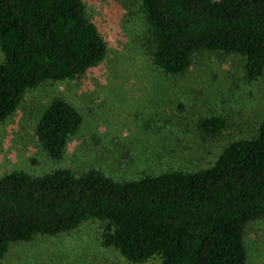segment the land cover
<instances>
[{
	"label": "trees",
	"instance_id": "1",
	"mask_svg": "<svg viewBox=\"0 0 264 264\" xmlns=\"http://www.w3.org/2000/svg\"><path fill=\"white\" fill-rule=\"evenodd\" d=\"M116 2L144 29L139 49L164 78H184L206 54L237 57L249 81L264 75V0ZM0 54L1 124L27 91L96 68L108 43L84 0H0ZM82 123L71 101L54 98L34 135L49 157L62 160ZM194 123L207 140L229 126L218 110ZM92 167L41 175L13 169L0 177V264L12 243L89 219L102 223V245L131 264L247 263L246 228L264 220V116L192 169L166 163L115 180Z\"/></svg>",
	"mask_w": 264,
	"mask_h": 264
},
{
	"label": "rangeland",
	"instance_id": "2",
	"mask_svg": "<svg viewBox=\"0 0 264 264\" xmlns=\"http://www.w3.org/2000/svg\"><path fill=\"white\" fill-rule=\"evenodd\" d=\"M84 1L108 43L107 57L81 79L26 92L17 111L0 124V177L13 169L41 175L93 166L122 180L140 171L159 172L166 163L192 169L209 162L222 144L257 127L264 116V75L249 81L237 57L206 54L184 78H164L139 49L144 29L134 26L116 0ZM59 97L83 117L62 160L49 157L34 135L41 110ZM217 110L229 126L215 138L202 139L194 121ZM101 233L102 223L89 219L68 232L35 235L12 243L1 264H131L102 245ZM245 243L246 264H264V220L247 226Z\"/></svg>",
	"mask_w": 264,
	"mask_h": 264
}]
</instances>
